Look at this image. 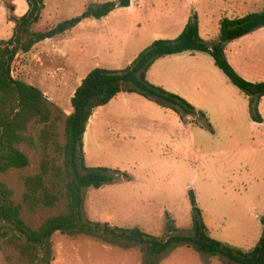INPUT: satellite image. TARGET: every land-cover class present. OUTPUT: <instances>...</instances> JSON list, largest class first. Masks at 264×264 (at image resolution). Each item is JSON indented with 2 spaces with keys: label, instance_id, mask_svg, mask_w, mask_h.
<instances>
[{
  "label": "rangeland",
  "instance_id": "374dc122",
  "mask_svg": "<svg viewBox=\"0 0 264 264\" xmlns=\"http://www.w3.org/2000/svg\"><path fill=\"white\" fill-rule=\"evenodd\" d=\"M120 1L45 0L41 19L32 30L45 31L78 18L90 6ZM129 2L131 9L116 7L100 20H83L64 35L36 45L30 54L22 58L20 55L11 67L14 77L40 89L67 115L72 110L69 96L84 74L95 68L125 69L155 40V35L163 40L177 38L193 14L197 16L200 39L213 42L224 18L235 19L264 10V0ZM20 4L21 0H0V30L4 38L0 41L13 35L14 24L9 25V18L11 14L23 15L25 9H20ZM10 6L11 12L7 8ZM225 56L241 78L264 82V27L227 43ZM230 87L241 95L234 86ZM138 97L120 93L109 105L95 110L88 125L83 148L85 165L119 170L130 179H115L99 189H85L86 219L123 229L138 228L148 235L166 238L168 215L174 228L189 235L188 191L193 190L210 237L246 252L252 250L262 235L264 218V127L255 131L253 143L244 136L250 118L241 114L230 122L241 132L239 143L223 148L210 140L203 141L196 126L182 125L174 113L155 116L143 106H134L131 100ZM138 100L146 103L142 97ZM260 105L258 111L264 123V101ZM186 122L207 124L199 114L188 116ZM202 132L211 138L206 129ZM23 151L31 159V166L0 177L15 190L17 198L22 193L21 177L32 174L37 165L33 153L26 148ZM252 176H258L257 183ZM247 195L257 196L261 207H242L238 198ZM51 214H37L30 225L38 227ZM47 248L50 264H230L222 257H209L186 246L151 257L143 246L99 233H56L48 240ZM0 264H5L1 254Z\"/></svg>",
  "mask_w": 264,
  "mask_h": 264
},
{
  "label": "trees",
  "instance_id": "16d2710c",
  "mask_svg": "<svg viewBox=\"0 0 264 264\" xmlns=\"http://www.w3.org/2000/svg\"><path fill=\"white\" fill-rule=\"evenodd\" d=\"M27 11L21 17L10 16L13 35L0 41V177L22 172L31 166L23 148L36 160L35 171L21 177L22 193L0 180V254L5 264H50L48 240L56 233H99L146 248L149 256L165 254L178 246L192 248L209 257H222L230 264H264V218L262 235L250 251L219 242L210 237L193 190L188 191L191 206V229L184 235L166 215V238L148 235L138 228L123 229L108 223L92 222L84 212V190L99 189L124 178L126 173L107 167H87L83 137L94 111L104 107L120 93L137 94L161 108L173 111L185 124L197 112L183 98L149 83L146 74L155 61L185 52L208 54L228 82L248 99L251 122L262 124L258 111L264 97V82H248L231 67L225 56V45L264 27V10L240 18H224L216 41L200 39L197 16L193 14L182 32L173 40L156 39L122 70L95 68L86 74L70 99L72 112L66 115L49 101L44 93L11 75V67L20 54H28L38 44L73 30L83 20H100L116 8L127 9L129 0L118 4L107 2L88 7L81 16L63 21L45 31H33L41 19L45 0H23ZM9 12L13 6L7 7ZM210 134L209 122L203 126ZM52 212L38 227L30 221L39 213Z\"/></svg>",
  "mask_w": 264,
  "mask_h": 264
},
{
  "label": "crops",
  "instance_id": "0c3cea01",
  "mask_svg": "<svg viewBox=\"0 0 264 264\" xmlns=\"http://www.w3.org/2000/svg\"><path fill=\"white\" fill-rule=\"evenodd\" d=\"M21 3L23 4H20V9H25V11L22 12L24 15L27 11V5L23 0H21ZM127 9H131V7ZM10 24L11 22H9V25ZM1 33L2 31L0 30V40L4 39L2 38ZM157 38L158 35H155V40ZM30 53L31 52H29L28 54ZM28 54L20 55L22 58ZM20 55L15 58L12 65L16 62V60H18V57ZM131 62L132 61H130L128 65ZM86 74H84V76H82L78 80L77 87L85 78ZM11 75L13 78H15L12 68ZM145 76L147 81L152 85L161 87L165 91L183 98L192 107H194L197 112L199 111L204 114L205 119L210 123L214 130V134H210L211 138L205 136L202 132V130H204L203 125H195L194 123L190 122L183 124L180 121V123L185 126L188 124L196 126V129L198 131L197 134L200 135V138H202L203 141L210 140L211 142H214L223 148H225V146L228 144L239 143L241 132H238L237 128L232 126L230 122L235 121V119H237L241 114L244 115L246 113L249 117L248 99L242 93L240 94L243 95L244 98H242L241 95L236 94V92L230 87V82H228L227 78L215 67L212 58L208 54L185 52L179 55H169L168 57L155 61V63L149 68ZM17 78L27 83L25 79H22L20 77ZM75 90L76 89L72 91L71 95L69 96V100L72 98ZM119 95H117L111 102H113ZM138 98H132L131 102L133 103V105L136 107L143 106L150 112H152L155 116L162 114L167 117L169 116L168 113H174L171 110L161 107H159L160 110H156L152 106H149L152 105L151 102L144 99L146 103L143 104V102L141 100H138ZM263 101L264 97L261 99L260 104H262ZM260 104L259 108L261 106ZM71 112L72 110L66 113L67 115H69ZM93 119L94 116L92 115L88 125H90ZM249 121L250 123L248 124V130L246 131V133H244V136L246 139L251 140L254 143L255 131H257L259 127L263 128L264 123L258 125L251 122L250 119ZM87 133L88 132L86 129L85 134H83V144L87 137ZM261 133H264V131H261ZM262 147L260 148L261 150L263 149ZM251 178L256 183L258 182V176H252ZM235 192L239 191L236 190ZM238 199L243 202L241 206L246 209L248 208V206L252 205H255V207L258 206L259 208L262 204V201L258 200L259 198L257 196L247 195Z\"/></svg>",
  "mask_w": 264,
  "mask_h": 264
}]
</instances>
